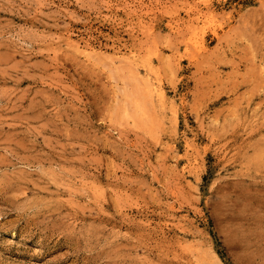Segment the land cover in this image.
Returning a JSON list of instances; mask_svg holds the SVG:
<instances>
[{"label":"rangeland","instance_id":"374dc122","mask_svg":"<svg viewBox=\"0 0 264 264\" xmlns=\"http://www.w3.org/2000/svg\"><path fill=\"white\" fill-rule=\"evenodd\" d=\"M0 264H264V0H0Z\"/></svg>","mask_w":264,"mask_h":264},{"label":"bare ground","instance_id":"6f19581e","mask_svg":"<svg viewBox=\"0 0 264 264\" xmlns=\"http://www.w3.org/2000/svg\"><path fill=\"white\" fill-rule=\"evenodd\" d=\"M193 47H195V50H201V49H205V38H204V34L202 33L201 36H195V39L192 43Z\"/></svg>","mask_w":264,"mask_h":264}]
</instances>
